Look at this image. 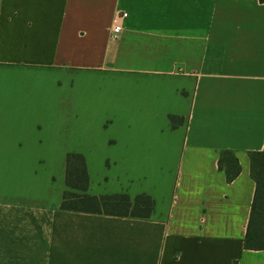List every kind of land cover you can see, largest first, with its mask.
Returning <instances> with one entry per match:
<instances>
[{
  "label": "crops",
  "instance_id": "crops-1",
  "mask_svg": "<svg viewBox=\"0 0 264 264\" xmlns=\"http://www.w3.org/2000/svg\"><path fill=\"white\" fill-rule=\"evenodd\" d=\"M89 73L128 77V116L74 152L57 126L73 104L55 93L58 79ZM41 75L55 79L51 98ZM100 147L128 180L131 157L161 162L145 179L173 171L172 184L135 193L115 174L113 192L152 197L150 217L62 207L66 163L57 174L42 156ZM263 150L264 0H0V264H264V250L245 248L251 154ZM223 151L240 165L232 181ZM88 174L86 193L104 194Z\"/></svg>",
  "mask_w": 264,
  "mask_h": 264
},
{
  "label": "rangeland",
  "instance_id": "rangeland-1",
  "mask_svg": "<svg viewBox=\"0 0 264 264\" xmlns=\"http://www.w3.org/2000/svg\"><path fill=\"white\" fill-rule=\"evenodd\" d=\"M59 77V76H58ZM33 82L40 86V98H51L47 95H53L48 91L51 81L55 80L54 77L41 75L38 79L32 78ZM58 79V78H57ZM62 81L61 88L57 87L55 99H62L67 97V100L73 104V119L67 124H57L60 129L72 138L70 142L72 151L81 152V149L86 144L84 138L92 134H103L104 137L110 136L113 133L119 132L123 129V124L119 121L116 112L120 111L121 117L128 116V85L129 79L125 76L114 75L112 73H89V74H73L66 78L58 79ZM59 85V84H57ZM66 87V90H65ZM115 87V88H114ZM52 91V88H50ZM115 105H119L116 108ZM72 111V110H71ZM59 133V129L56 130ZM48 132H53L52 127ZM101 149V147L99 148ZM68 156V155H67ZM67 156L60 154H51L42 156V160L49 163L52 168H57V174L62 169V165L66 163ZM87 159V166L91 170V179L95 190L103 193L101 195L117 194L113 192L116 189L114 177L120 176L124 184H127V192L135 193V189H140L147 184H155L158 182L169 183L174 182L175 174L170 173H154L153 179L144 177V169L146 166L151 165L157 169L161 162L149 160L147 163L141 157H131L130 160L125 159L120 167L124 170L130 171L129 180L122 176L118 170L123 168H116L115 156L113 151L108 148H103L95 154L84 156ZM60 168V170H58ZM116 190H122L120 185ZM127 194V193H126ZM136 196V195H135ZM135 196H131L135 198Z\"/></svg>",
  "mask_w": 264,
  "mask_h": 264
},
{
  "label": "trees",
  "instance_id": "trees-1",
  "mask_svg": "<svg viewBox=\"0 0 264 264\" xmlns=\"http://www.w3.org/2000/svg\"><path fill=\"white\" fill-rule=\"evenodd\" d=\"M171 119L177 124L175 117ZM218 164L229 181L234 180L240 173L238 159L231 151H223ZM251 170L256 190L247 226L245 248L264 250V150L251 154ZM66 185L69 189L63 194L64 209L140 218H148L154 211L155 202L146 194L137 195L135 198L126 193L99 196L87 194L90 185L88 167L86 158L79 153L67 156Z\"/></svg>",
  "mask_w": 264,
  "mask_h": 264
},
{
  "label": "built area",
  "instance_id": "built-area-1",
  "mask_svg": "<svg viewBox=\"0 0 264 264\" xmlns=\"http://www.w3.org/2000/svg\"><path fill=\"white\" fill-rule=\"evenodd\" d=\"M127 16H128V13L126 12L120 13L116 16V24L113 28V32L111 36L113 41H117L119 39L120 34L122 32L121 21L124 20Z\"/></svg>",
  "mask_w": 264,
  "mask_h": 264
}]
</instances>
